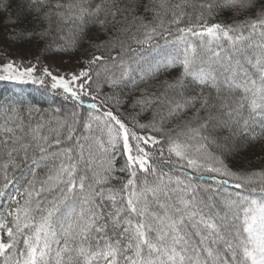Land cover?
<instances>
[{"label":"snow or ice","instance_id":"obj_1","mask_svg":"<svg viewBox=\"0 0 264 264\" xmlns=\"http://www.w3.org/2000/svg\"><path fill=\"white\" fill-rule=\"evenodd\" d=\"M0 82L71 103L0 106V264H264V0H0Z\"/></svg>","mask_w":264,"mask_h":264},{"label":"trees","instance_id":"obj_2","mask_svg":"<svg viewBox=\"0 0 264 264\" xmlns=\"http://www.w3.org/2000/svg\"><path fill=\"white\" fill-rule=\"evenodd\" d=\"M180 0H172V3H179ZM193 3H195V0H192ZM189 13H191V9H188ZM230 22V18H229ZM35 49L34 48H26L22 51H17L14 54L19 55L21 58L27 57L28 59L32 58L33 53ZM79 57H70V56H64V57H59L57 56L56 58L48 59L45 61V64L47 65H52L55 66L58 69H61L63 67H66L67 64L71 66L73 70H76L79 67L78 64ZM73 65V66H72ZM68 69V68H64ZM62 72H65L61 70ZM68 71V70H66ZM24 89V95L27 99L31 100L37 107H40L42 109L50 111L51 109L54 108H61V111L65 114L71 110V103L70 102H64L62 97H57L54 102H51L48 100L47 96H41L39 92L34 91V86L32 85H15L11 82H0V106H3L6 102V100L11 96L14 95L13 90H18V89ZM234 164L237 167H244L248 168L254 171H260L262 168H264V161L261 160L260 158V153H259V148L254 147L252 149H247L245 150L240 156L234 158ZM46 169L41 170L38 172V175L43 176L44 172ZM16 175L19 176L20 172L17 171ZM256 196V198H259L260 194L259 192L253 194Z\"/></svg>","mask_w":264,"mask_h":264},{"label":"rangeland","instance_id":"obj_3","mask_svg":"<svg viewBox=\"0 0 264 264\" xmlns=\"http://www.w3.org/2000/svg\"><path fill=\"white\" fill-rule=\"evenodd\" d=\"M30 59V58H29ZM73 66V65H72ZM64 68H68V69H64ZM60 70H63V71H65V73L66 72H71V71H73V69L71 68V66L70 65H68L67 64V66L66 67H63V68H61ZM66 70H68V71H66Z\"/></svg>","mask_w":264,"mask_h":264}]
</instances>
